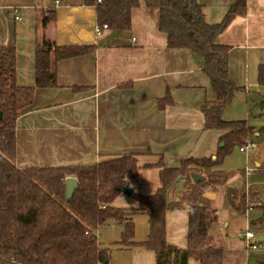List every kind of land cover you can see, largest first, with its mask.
Wrapping results in <instances>:
<instances>
[{"label": "crops", "instance_id": "0c3cea01", "mask_svg": "<svg viewBox=\"0 0 264 264\" xmlns=\"http://www.w3.org/2000/svg\"><path fill=\"white\" fill-rule=\"evenodd\" d=\"M138 1L129 29H105L97 36L95 8L82 0H0V45L15 46L19 85H34L35 47L43 37L57 46L94 47L93 52L57 61L56 85L36 88L31 105L17 117V167L87 166L133 153L139 169L130 178V188L146 195L159 186V168L152 165L159 160L173 168L183 158H214L226 131L203 129L201 108L206 100H214L215 93L201 60L188 49L169 48L166 34L158 28V8ZM234 1L198 0L210 24L222 21ZM49 16L43 27L42 18ZM216 42L229 46L228 75L243 88L234 92L221 117L246 120L253 127L247 142H255L256 147L241 151L236 146L215 166L228 172L229 178L218 188L204 189L216 214L209 233L223 250L222 264H250L238 246L251 248L238 237L236 224L243 220L245 230L264 229V222L255 223L264 206V131H260L264 84L258 81V68L264 65V0H246L245 13L233 17ZM247 169L252 170L249 177ZM242 185L246 204L249 199L253 203L240 216L231 208L227 192ZM176 191L177 187L170 190V199ZM132 193L121 192L113 205L138 208ZM219 205L222 211H217ZM225 215L231 217L233 227L224 223ZM132 220L133 241L146 240L148 215L139 211ZM187 229L186 207L166 211L169 245L186 248ZM121 232L122 226L111 219L96 231L100 246L111 249L109 264H154L153 251L118 245ZM256 238L260 243L264 235ZM188 264L198 263L191 259Z\"/></svg>", "mask_w": 264, "mask_h": 264}, {"label": "trees", "instance_id": "16d2710c", "mask_svg": "<svg viewBox=\"0 0 264 264\" xmlns=\"http://www.w3.org/2000/svg\"><path fill=\"white\" fill-rule=\"evenodd\" d=\"M95 8L99 25L111 31L127 30L131 11L138 0H82ZM147 7L158 8V28L167 37L169 48H185L201 60L215 93L206 100L201 111L203 129H223L216 154L207 158H183L177 167H165L161 160L152 164L159 168V186L151 194L133 192L138 208L113 205L123 188H130V178L137 175V154L111 156L87 166L25 167L15 165V123L28 108L36 88L56 85L55 63L62 59L93 52L90 45L57 46L42 38L36 43L33 86H22L16 80V49L0 45V264H109L111 249L100 246L96 231L108 220L122 226V247H144L154 253V264H222L223 250L214 245L209 233L216 220L215 209L204 195L206 187L224 185L228 172L215 168L236 146H244L253 132L246 120L226 121L223 108L240 90L228 75L229 46L216 42L236 15H243L246 0H235L222 21L207 23L198 0H144ZM53 13V10H49ZM49 17H43L44 27ZM258 81L264 84V65L258 68ZM264 131V126L260 129ZM202 179L193 182L190 175ZM75 177L77 187L66 197L65 178ZM177 191L170 199V190ZM231 208L243 215L247 211L245 189L227 192ZM186 207L188 229L186 248L169 245L165 238V214L173 208ZM262 215L255 223L264 222ZM142 211L148 215L146 240L133 241L132 215Z\"/></svg>", "mask_w": 264, "mask_h": 264}, {"label": "rangeland", "instance_id": "374dc122", "mask_svg": "<svg viewBox=\"0 0 264 264\" xmlns=\"http://www.w3.org/2000/svg\"><path fill=\"white\" fill-rule=\"evenodd\" d=\"M177 187V186H176ZM120 200V199H119ZM120 201L117 202V204H119ZM253 203L250 199H249V203ZM218 205V203H217ZM252 206V204H251ZM219 208H217V211H222L221 209V206L219 205L218 206ZM246 207L248 208V205L246 204ZM221 217H222V214H221ZM224 221V223H227L229 222V227H233L234 226V223L231 221V217L229 218V216H226L225 215V218H222ZM239 223L236 224L237 225V230L238 232L240 231H244L246 228V225L244 224L243 220L240 222L238 221ZM251 230L256 234V235H264V229L263 228H260V227H253L251 228ZM259 247L257 250H251V249H246L243 247V245L241 247L238 246V248L241 250L240 252L243 253L244 256H246V258L248 259V263L250 264H264V240L261 241L259 243ZM244 250V251H243Z\"/></svg>", "mask_w": 264, "mask_h": 264}, {"label": "built area", "instance_id": "2783aa9c", "mask_svg": "<svg viewBox=\"0 0 264 264\" xmlns=\"http://www.w3.org/2000/svg\"><path fill=\"white\" fill-rule=\"evenodd\" d=\"M99 1V0H98ZM105 29H108L107 27V24H101V25H97L95 27V34L98 36L101 34L102 30H105ZM132 40H134V38H132ZM255 148L256 147V144L255 142H251V141H248L246 142V144L244 146H241L240 147V150L241 151H244L246 148ZM245 175L247 177L251 176L252 175V170L251 169H247L246 172H245ZM248 205V208H251V204H247ZM238 237L243 240L246 244V246L248 248H251L253 250L257 249L259 247V242L256 238V235L255 233L251 230V229H247L245 231H242V232H239L238 233Z\"/></svg>", "mask_w": 264, "mask_h": 264}, {"label": "water", "instance_id": "95a60500", "mask_svg": "<svg viewBox=\"0 0 264 264\" xmlns=\"http://www.w3.org/2000/svg\"><path fill=\"white\" fill-rule=\"evenodd\" d=\"M222 145V143H220ZM191 179L193 182H198L202 179L201 175L192 173L190 175ZM65 187H66V197L71 196L72 192L76 189L77 187V179L75 177L69 176L65 178ZM122 192H126L128 194L132 193L131 188H123Z\"/></svg>", "mask_w": 264, "mask_h": 264}]
</instances>
